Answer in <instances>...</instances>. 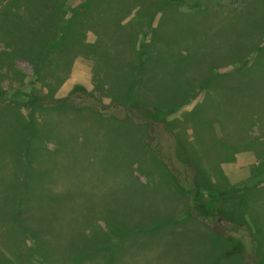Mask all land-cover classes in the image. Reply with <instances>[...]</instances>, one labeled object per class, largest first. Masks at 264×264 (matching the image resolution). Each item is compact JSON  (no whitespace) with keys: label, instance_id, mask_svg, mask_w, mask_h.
<instances>
[{"label":"rangeland","instance_id":"obj_1","mask_svg":"<svg viewBox=\"0 0 264 264\" xmlns=\"http://www.w3.org/2000/svg\"><path fill=\"white\" fill-rule=\"evenodd\" d=\"M166 1L0 0V264H264V0Z\"/></svg>","mask_w":264,"mask_h":264},{"label":"trees","instance_id":"obj_2","mask_svg":"<svg viewBox=\"0 0 264 264\" xmlns=\"http://www.w3.org/2000/svg\"><path fill=\"white\" fill-rule=\"evenodd\" d=\"M170 2H173V0H167L166 1V3H170ZM179 2L182 4H185L189 8H193V9H197V10L200 9V7H201V5L197 4L194 1H189V2L187 1L186 3L182 2V1H179ZM247 10H249L248 7H246L245 10L243 12H241V14L246 16ZM207 12H208V9H207ZM202 13H206V8L203 10ZM248 16H249V14H248ZM249 17H252V16H249ZM229 33H230L229 35H231V32H229ZM238 38H239L238 36H236V37L233 36L232 41L229 43L228 54L231 57L233 55H236V54L239 55V53L243 52V50L241 49L242 44L239 42ZM256 50L260 51V49H258V47ZM143 55L144 54H142V56ZM256 58H257V53H255V55L253 57V61L250 65V67L248 68V70L254 69V71H255V69H256V66H255ZM239 64H240L239 68H241L244 64V61H241ZM239 68H238V72H242V70ZM244 70H246V69H244ZM71 95L72 96H70V97L58 99V100L57 99H43V100L38 99L35 104L39 106L42 104L41 102L44 101L45 104L48 106H54L55 107V106L66 105V106H69V107L74 108V109L90 110V111L94 112L95 114H97L101 117H110V118H114V119L131 117V118L138 119L137 117L134 116V113L128 104L123 105V104H119V103H112L109 105H103L93 95H91L90 93H88L87 91H85L83 89H79L78 87L75 88V90L73 91V93ZM161 119L165 120L164 117H161ZM151 129H156V128H151ZM149 135H150L149 136L150 140L153 139V137H155L152 134V131ZM148 145L150 146V142L148 143ZM149 148H150L152 154L158 160L166 159L163 156V154L161 153L160 149H155L152 146H150ZM175 149H176V153H175L176 158L182 162V160L185 159V154H184L183 150L181 149V147L179 145H176ZM174 177H175V180L177 182V186L185 194L186 202H188V204L190 205V206H188L189 209L191 211L196 212L198 215H200V214L204 215L205 217H203V219H205V220L207 219L206 217L214 218L216 210L208 208V205L204 201H202V198L200 197L201 194H200L199 190L203 189L206 191H210V187L208 186V184H207L204 176L201 174V172H196L194 184H192V186H190L191 188H189L190 191L185 189L186 188L185 186H187V185L182 186L180 184L177 176H174ZM191 191H192V193H191ZM211 197H213V196H211ZM241 222H242V219L236 220V223H238V224H241Z\"/></svg>","mask_w":264,"mask_h":264},{"label":"crops","instance_id":"obj_3","mask_svg":"<svg viewBox=\"0 0 264 264\" xmlns=\"http://www.w3.org/2000/svg\"><path fill=\"white\" fill-rule=\"evenodd\" d=\"M85 60H88L90 61L91 63H96V61L91 57V58H88V57H84ZM142 143H143V140H142Z\"/></svg>","mask_w":264,"mask_h":264}]
</instances>
